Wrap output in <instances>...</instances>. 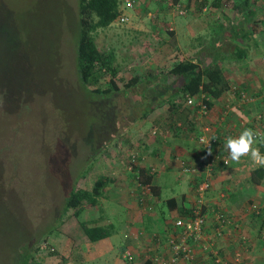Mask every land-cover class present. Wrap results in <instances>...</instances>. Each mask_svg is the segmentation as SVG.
I'll return each instance as SVG.
<instances>
[{"label": "rangeland", "instance_id": "1", "mask_svg": "<svg viewBox=\"0 0 264 264\" xmlns=\"http://www.w3.org/2000/svg\"><path fill=\"white\" fill-rule=\"evenodd\" d=\"M151 7L139 18L135 7L128 11L135 19L96 33L100 48L116 50L125 75L155 70L162 63L156 52L164 45L156 33L160 28H152L149 12L156 8ZM78 20L79 0H0V248L10 241L14 251L25 244L40 247L34 260L38 264H102L105 259L90 251L88 260L76 249L83 248L82 238L87 241L80 223L90 225L98 208H85L79 217L74 209H65L91 159L103 153L115 171L121 153L115 135L107 133L112 121L100 116L102 110L79 78ZM126 103L121 97L124 115ZM149 128L145 126L144 135ZM122 153L127 165L129 152ZM110 206L111 236L126 211L115 203ZM120 236L111 238L118 242Z\"/></svg>", "mask_w": 264, "mask_h": 264}, {"label": "crops", "instance_id": "2", "mask_svg": "<svg viewBox=\"0 0 264 264\" xmlns=\"http://www.w3.org/2000/svg\"><path fill=\"white\" fill-rule=\"evenodd\" d=\"M173 1L183 6L186 14H179L177 6L172 7L169 0H159L158 5H155L154 0H138L135 4L137 18L142 13L144 16V11L151 10V5V8H156L155 12H149V16L154 20L152 28H160L156 32L164 45L156 52L157 55L160 52V59L190 58L208 50L204 47L212 44L211 38L215 35V28L220 23L227 25L229 19H238L240 10L244 11V14L248 13V10H254L255 18L264 19V0H250L255 1L253 5L246 0H227L232 3L229 6L225 0ZM244 3L247 11L240 8ZM129 16L130 19L136 18L135 15ZM252 29V39L244 40L249 44L244 53L245 57L236 61H224L223 66L230 87L221 98L214 101L206 116L199 120L189 114L175 119L165 105L163 110H157L149 117L148 135H143V139L126 149L129 154H138L141 166L139 169L144 168L152 176L150 182L156 191V197L153 196L149 201L153 206L152 211H145L138 201V188L135 183L138 170L127 169L128 164L120 159L121 154L123 155L122 149L118 147V152L121 153L116 159V165L113 164L117 168L115 176L110 178V183H107L103 195L99 197L95 215L98 218L90 219L88 223L91 226L112 223L114 227L113 219H108L110 214L113 217L114 210L110 205L114 203L123 207L126 216L121 219L120 228H115L111 236L98 241H90L87 236V241L81 239L83 248L80 246L76 249H81L79 252L88 260H91L90 251L105 258L102 264H153L151 257L156 254H163L168 260L172 254L168 245L169 229L174 228L175 219L188 215L187 211L195 206L201 197L197 187L205 172H184L183 162L185 165L194 166L203 163L201 157L206 150L197 139L199 134L203 133V127L209 125L208 135H216L218 138L219 143L214 145L212 150L219 153L223 151L221 155L228 157L230 153L224 147L228 136L238 137L245 128H252L261 133L260 129L264 124V20L255 23L254 27L252 25ZM219 40L215 36L214 45L211 46L216 47ZM172 43L176 48L171 49ZM261 49L262 52L259 51ZM202 55L206 63H210L214 58V55L209 53ZM241 92L247 94L246 100L242 99ZM198 114L197 110L196 116ZM173 120L178 121L175 124ZM155 129L156 135L153 134ZM253 147L258 148V139ZM260 167L250 156L241 157L239 162L230 159L228 165L218 161L210 178L211 186L203 195L208 223L213 230L217 226L213 210L222 212L234 225H239V228L226 225L224 234L216 239L218 255L233 264H264V177L256 183V175H253ZM173 189L178 192L171 194ZM254 204L260 206L259 212L252 209ZM158 205L160 209L157 208ZM93 208L89 210L94 211ZM114 234H121L118 242L112 240ZM122 238L125 241H122ZM127 249L134 253L133 260L124 258ZM195 254L196 258L190 264H218L215 261V253L204 251L200 246L195 249ZM238 256L240 260L236 262ZM183 263V260H178L169 264Z\"/></svg>", "mask_w": 264, "mask_h": 264}, {"label": "trees", "instance_id": "3", "mask_svg": "<svg viewBox=\"0 0 264 264\" xmlns=\"http://www.w3.org/2000/svg\"><path fill=\"white\" fill-rule=\"evenodd\" d=\"M123 1L79 0L76 60L80 81L84 88L91 93L94 106L96 105L102 110L99 114L103 119H110L113 123L107 131L108 135H115L121 149H129L136 141L143 139L145 134L143 130L153 112L165 105L168 107L169 114L173 115L175 119L178 116H188L189 114L197 117L198 101L200 100L210 109L214 101L221 98L230 87L223 66L224 61H236L245 57L244 53L249 46L248 41L252 39L254 33L252 25L254 27L255 23L263 22L264 19L255 18L254 10H248L246 14L240 10L238 19H229L227 25L220 23L215 28V35H213L220 39L218 44L216 47L211 46L214 45L212 36V44L209 47H204L208 50L202 51L204 54L214 55L210 63L205 62L204 55L200 52L190 58H161L162 63H159L155 70L145 68L131 75H125L121 62L118 61L116 50L113 48L102 49L96 41L98 30L110 27L118 19L122 12ZM175 1L177 2V0ZM246 2L253 5L255 1L246 0ZM225 3L228 6L232 4L227 0ZM245 6L244 3L240 8L248 9ZM262 11L264 13V6ZM226 39L229 41H225ZM244 40H248L247 43ZM170 47L171 49L176 48L173 43ZM169 77H172L173 81ZM121 97L127 102L125 104L128 106L126 115L123 111L120 113V108L124 106H120ZM191 99L193 102L189 104ZM114 100H116V107ZM262 120L263 118L261 121L259 120L261 125ZM177 121L173 120V123L176 124ZM134 123H136L134 129L124 131L130 127L128 124ZM173 123L172 125H175ZM260 130L261 134H264V124ZM258 148L264 155V142H261L259 138ZM220 154H223V151H220ZM134 155V160H137L134 164L136 170L141 167L138 154L132 152L128 158L131 162ZM139 170L138 175H141L142 183H149L152 179L151 174L144 168ZM113 173V168L106 155L100 153L94 156L87 173L76 180L74 189L66 198L65 209H74V216L79 217L85 208L91 209L97 206L99 197L103 195L107 183H110L109 180ZM253 175H256L255 182L259 183L264 177V167L256 169ZM153 190L155 194L154 186ZM193 208L194 206L186 214H191ZM206 209L207 206L204 210ZM80 224L90 241L109 237L111 230L114 229L113 224L95 226H90L85 222ZM5 245L4 249L0 248V264H38L34 263V260L40 247L32 248L25 244L16 247L17 250L14 251L15 247L11 241L6 242ZM152 263L156 264L153 260Z\"/></svg>", "mask_w": 264, "mask_h": 264}, {"label": "built area", "instance_id": "4", "mask_svg": "<svg viewBox=\"0 0 264 264\" xmlns=\"http://www.w3.org/2000/svg\"><path fill=\"white\" fill-rule=\"evenodd\" d=\"M170 5L172 7L177 6L179 14L184 15L186 14V9L181 6L180 4L174 3L173 0H169ZM135 0H124L121 6V14L119 15L118 19L115 21L116 23L125 24L130 21V16L128 11L135 8ZM264 61V56H263ZM242 99H247V94L241 92ZM193 100H189V103H192ZM198 116L197 119H202L203 116H206L209 112V108L200 100L198 101ZM210 131V126L205 125L203 127V133L199 134L198 141L200 144L205 148V153H203L201 159L203 161L202 164L196 166H188L185 165L183 162V171L189 173H196L200 174L205 172L203 180L199 183L197 187V192L200 194V198L197 201L196 205L193 208V212L186 216H180L179 218L175 219L173 222L174 228L169 229V236H168V245L171 248L172 254L167 259L164 258L163 254H156L151 259L156 264H169V263H176L178 260H183V264H190L196 258L195 249L197 247H201L204 251L215 253V261L218 264H233L228 260H224L218 255L216 251V239L224 234V230L226 225H233L235 228H239V225H234V222L228 217L225 216L222 212L218 210H213L215 215V219L217 221V226L215 230L211 228L208 223V215L207 209H205V201L203 199V195L208 191L211 186L210 178L213 174L214 167L218 161H221L223 164L228 165L230 163V157L227 155H221L219 151H213L212 147L214 145H218L219 141L217 136L215 135H208ZM157 130L153 131V134H156ZM209 147L211 148V154H209ZM135 159V155L133 156L131 162L129 160L128 163V170H134V164L137 162ZM227 161V163H225ZM138 174H139V169ZM153 172H155L154 169ZM136 186L138 188L137 198L140 202L141 206L145 211H152L153 206L149 202L154 194L153 184L149 183H142L141 175H138L136 178ZM252 209L255 212L260 211V206L258 204L252 205ZM264 245V240H263ZM124 258L127 260L134 259V253L127 249L124 252ZM238 256L236 258V262L240 259Z\"/></svg>", "mask_w": 264, "mask_h": 264}, {"label": "clouds", "instance_id": "5", "mask_svg": "<svg viewBox=\"0 0 264 264\" xmlns=\"http://www.w3.org/2000/svg\"><path fill=\"white\" fill-rule=\"evenodd\" d=\"M258 138L264 142V134L252 128H245L238 137L228 136L224 147L229 151L232 161L239 162L241 157L250 156L254 163L264 166V155L260 153L259 148L253 147ZM209 154H211L210 147Z\"/></svg>", "mask_w": 264, "mask_h": 264}]
</instances>
